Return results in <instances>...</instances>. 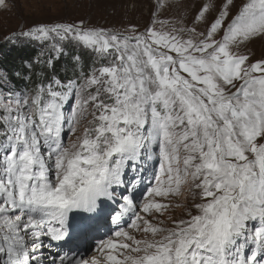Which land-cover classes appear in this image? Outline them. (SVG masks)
Masks as SVG:
<instances>
[{"label": "snow or ice", "instance_id": "obj_1", "mask_svg": "<svg viewBox=\"0 0 264 264\" xmlns=\"http://www.w3.org/2000/svg\"><path fill=\"white\" fill-rule=\"evenodd\" d=\"M192 23L5 37L40 51L0 64V264H264V58L234 51L264 40V0L205 3ZM185 186L186 215L153 223Z\"/></svg>", "mask_w": 264, "mask_h": 264}, {"label": "rangeland", "instance_id": "obj_2", "mask_svg": "<svg viewBox=\"0 0 264 264\" xmlns=\"http://www.w3.org/2000/svg\"><path fill=\"white\" fill-rule=\"evenodd\" d=\"M235 1L239 2V0ZM217 2L219 0H6L7 7L0 8V53L16 49H30L35 52L34 58L40 51L39 44L20 38L25 42L16 47L5 43V37L11 36L14 31L19 33L21 29L38 23H70L83 20L88 26L104 27L116 31H126L131 26H135L139 32L144 31L151 21L156 19L164 20L168 27L173 25L192 27V18L201 5ZM158 4L161 7L157 8ZM154 13H156L155 16ZM156 27L159 28L160 25L157 24ZM203 27L204 25L198 22L197 30ZM234 51L248 55L250 62L260 60L264 58V40L255 38L247 44V47L241 46ZM142 195V190L136 193L138 203H142L140 200ZM169 201L171 206L163 216L157 214L155 217H150L153 223H158L160 220L169 223V216L175 219L186 215L185 206L193 202L192 194L185 186L181 194L169 197ZM126 230L136 235L137 238H144L142 233H135L131 228L126 227ZM100 236L104 239L108 238L104 232ZM81 245L82 247L80 245L66 247L60 250L61 254L63 252H69L70 255L76 252L88 256L97 254L95 241L90 242L87 247L84 244Z\"/></svg>", "mask_w": 264, "mask_h": 264}, {"label": "trees", "instance_id": "obj_3", "mask_svg": "<svg viewBox=\"0 0 264 264\" xmlns=\"http://www.w3.org/2000/svg\"><path fill=\"white\" fill-rule=\"evenodd\" d=\"M7 53L3 51L0 53L1 55L0 64H2L3 67L9 69V71L15 68H19L20 62L22 60L31 59L33 58L35 54V52L30 49H16V50H11L10 52H7ZM70 55H71V50H70ZM82 55L84 57L85 64L86 65L89 64L91 62L90 57L86 53ZM69 59H70V56L65 59L61 58V60L57 63V70L62 78L65 77L64 68L69 66ZM33 79H35V77Z\"/></svg>", "mask_w": 264, "mask_h": 264}, {"label": "bare ground", "instance_id": "obj_4", "mask_svg": "<svg viewBox=\"0 0 264 264\" xmlns=\"http://www.w3.org/2000/svg\"><path fill=\"white\" fill-rule=\"evenodd\" d=\"M235 2H236V1H235ZM88 245H90V243H89ZM88 245H86V247H87ZM80 247H82V245H81V244H80Z\"/></svg>", "mask_w": 264, "mask_h": 264}]
</instances>
